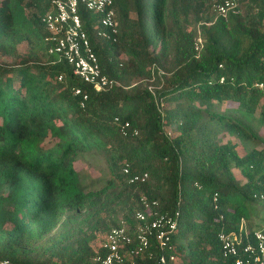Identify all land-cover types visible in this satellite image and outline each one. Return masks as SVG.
<instances>
[{
	"label": "trees",
	"instance_id": "1",
	"mask_svg": "<svg viewBox=\"0 0 264 264\" xmlns=\"http://www.w3.org/2000/svg\"><path fill=\"white\" fill-rule=\"evenodd\" d=\"M51 1L0 0V261L100 264L111 230L178 213L165 248L150 236L125 263L231 264L219 233L264 226L249 217L264 211V0L225 17L222 0H113L116 42L81 8L113 82L99 92L49 54ZM92 158L99 187L76 167Z\"/></svg>",
	"mask_w": 264,
	"mask_h": 264
},
{
	"label": "built area",
	"instance_id": "2",
	"mask_svg": "<svg viewBox=\"0 0 264 264\" xmlns=\"http://www.w3.org/2000/svg\"><path fill=\"white\" fill-rule=\"evenodd\" d=\"M239 1L241 0H222L216 3L213 9L218 16L225 17L228 12L236 10ZM51 6L52 11L42 18V23L48 31L46 42L50 44L49 54H57L64 58L72 66L73 75L83 83L93 86L97 92L111 86L113 82L102 73L98 58L83 29L79 10L82 8L98 18V23L93 28L97 37L116 42L118 24L113 0H52ZM201 46L202 39L199 38L195 44L196 50ZM82 94L80 88L74 90L75 96ZM86 98L87 96L83 95V100ZM124 172L127 174L128 170L124 169ZM145 178L147 174L141 178L135 176L131 182L144 181ZM177 216L178 213H175V217ZM175 217L154 213L150 223L132 229L131 234L125 227L111 230L104 243L106 255L98 257L96 261L100 264H126L122 248L132 246L130 254L135 256L143 254L149 247L150 236H154L159 245L165 248L170 241V235L176 229ZM136 218L141 222L146 221L143 213H137ZM217 239L222 255L231 264H264V226L254 231L252 235H248L247 232L239 235L221 232ZM173 260V256L168 260L161 256L158 264H169ZM0 264L9 262L3 260ZM129 264L136 262L130 261Z\"/></svg>",
	"mask_w": 264,
	"mask_h": 264
},
{
	"label": "rangeland",
	"instance_id": "3",
	"mask_svg": "<svg viewBox=\"0 0 264 264\" xmlns=\"http://www.w3.org/2000/svg\"><path fill=\"white\" fill-rule=\"evenodd\" d=\"M91 162L94 163L95 166H91L90 164L88 165L84 162L78 161L76 167L82 174H84L83 182L87 184V186L99 187L104 184L105 180L107 179V171L105 168H103L104 166L102 165V163L97 159L92 158ZM255 207V211L251 209L249 217L253 221L260 220L259 223H261L264 220V211H261L257 206Z\"/></svg>",
	"mask_w": 264,
	"mask_h": 264
}]
</instances>
